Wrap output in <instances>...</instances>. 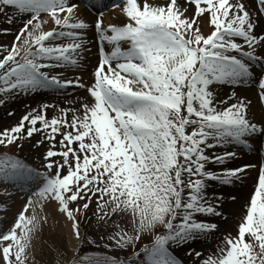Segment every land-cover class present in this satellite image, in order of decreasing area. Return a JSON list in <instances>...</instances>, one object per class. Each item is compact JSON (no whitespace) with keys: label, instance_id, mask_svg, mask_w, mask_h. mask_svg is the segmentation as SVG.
<instances>
[{"label":"snow or ice","instance_id":"snow-or-ice-1","mask_svg":"<svg viewBox=\"0 0 264 264\" xmlns=\"http://www.w3.org/2000/svg\"><path fill=\"white\" fill-rule=\"evenodd\" d=\"M185 4L194 15L179 0H118L114 7L126 17L120 26H104L100 12L99 59L86 84L64 75L82 69L91 51V25L78 3L0 0V16L20 24L11 45H0V105L69 86L87 93L79 107H61L49 118L57 105L42 103L0 130V188L26 194L13 224L0 228V264H37L30 253L48 224L49 205L54 223L59 217L68 229L53 241L56 264L68 257L64 239L75 241L66 264H185L177 250L193 264H264V164L236 235L222 236L206 256L188 251L219 230L208 217L224 216V198L210 196V188L233 185L257 167L210 166L237 158L232 145L264 156V144L254 147L264 123L249 118L251 101L235 91L255 82L264 102V0ZM224 86L233 91L219 99ZM26 144L47 145L39 169L18 155ZM90 246L104 251H85Z\"/></svg>","mask_w":264,"mask_h":264},{"label":"bare ground","instance_id":"bare-ground-1","mask_svg":"<svg viewBox=\"0 0 264 264\" xmlns=\"http://www.w3.org/2000/svg\"><path fill=\"white\" fill-rule=\"evenodd\" d=\"M76 2V0H74ZM118 0H101L99 6H95L94 2L91 1L90 4L80 9V16L86 22H88L91 27L87 30V39L90 41L88 47L91 48L90 52L85 53L86 59L83 61L85 64H82V69L80 70H69L65 71L64 75L67 79L74 80L76 76L82 77V82L89 84L92 80L90 75V68L93 65L98 64V52H99V44H98V37L95 32V21L98 18L99 13L103 8H107L109 6H114ZM158 3H164V0H157ZM246 4H250V0H244ZM179 3L188 7V13L186 15H194V6L190 4H185V0H179ZM113 15H117L120 11V8L116 7L114 9ZM118 11V12H117ZM124 18H126L123 15ZM104 22H110L109 16H104ZM119 22L116 24L118 25ZM122 24V23H120ZM20 24L14 23L13 25H8L5 22V19L0 16V29L3 28H10V34H2L0 33V45H11L14 34L19 29ZM49 28L52 25L48 26ZM205 33H207L208 26L206 23L201 26ZM259 31V29H258ZM82 62V63H83ZM52 73L57 74L58 72L64 71L62 69H54L51 70ZM78 89V87L69 86L66 89L59 90V91H44L39 94L33 95H21L15 99H9L6 104L0 105V130L4 128H8L14 126L18 123L20 118L25 115L31 108H36L42 103H51L57 105L56 109H49L48 110V117L59 115L58 109L63 108H71L75 107L77 100L83 99L82 94L72 93L74 90ZM233 89L224 86L218 89V98L219 99H226L228 96L231 95ZM236 95L239 98L244 99L246 102L251 101V105L249 107V118L252 119L254 122L257 123H264V102H262L259 98V89L256 86V83L253 82L249 85H246L245 88H236ZM65 93L71 94L66 95ZM85 93V89L84 92ZM76 97V99H72ZM9 112L13 113V115H9ZM69 114V118H70ZM39 135L34 136L33 142L36 139H40ZM264 144V142H262ZM47 145L42 146L39 150L29 151L26 150L21 151L18 153L20 158L24 159L27 163L33 165L37 160L42 159V154L45 151ZM240 147V149H238ZM257 147V145H254ZM229 151H235L237 153V158L229 160L225 165H215L210 166L213 170L221 171L223 168H239L240 166H245L247 164H254L256 168H246L245 172L242 174V180L239 182L234 183L230 186H220L215 185L214 187L210 188L209 194L210 196L214 193L215 195L223 196V201L221 203V207L218 209L222 211L224 216L220 217H208L211 222H215L218 227L220 225H231L230 220L234 219L236 216H242L243 210L246 209L248 200L254 191V186L258 181V170L259 167L264 164V156H262L258 151H248L247 149L243 148L242 146L232 145ZM210 151H214L217 153L222 152L221 149H213ZM40 161V160H39ZM214 183V182H213ZM236 197L233 201L231 197ZM26 202V194L15 187H9L7 192L4 191L3 188H0V228L7 230L10 225L13 224L14 219L18 216L19 212L23 209V206ZM45 212L49 214V221L48 224L44 225L42 232L35 238V248L30 255L34 256L37 264H56L57 256L55 251L52 250L54 247L53 241L59 242L62 236H66L68 229L64 227L63 219L56 217L60 222L59 224H55L52 218V206L49 205L45 208ZM26 215H31V209H29ZM228 218L227 221L223 220V218ZM243 217V216H242ZM241 217V218H242ZM231 218V219H230ZM219 219V220H217ZM234 222V220L232 221ZM217 231L215 232V234ZM64 246L71 250V248L75 245V241H69L68 239H64L63 241ZM202 240L198 239L197 243H193L191 249L194 246L199 248L198 250L205 255V252L201 250ZM204 244V243H203ZM178 258L184 260L185 264H193L194 257H190L186 254V251L177 250ZM68 257H60L61 264H66V260L70 258Z\"/></svg>","mask_w":264,"mask_h":264},{"label":"rangeland","instance_id":"rangeland-1","mask_svg":"<svg viewBox=\"0 0 264 264\" xmlns=\"http://www.w3.org/2000/svg\"><path fill=\"white\" fill-rule=\"evenodd\" d=\"M242 2H244V0H242ZM109 20H110V22H108L107 24H109V23H111V24H117L118 22L119 23H124L125 21V19H123V17H121V14H117V15H111V16H109ZM115 21V22H114ZM204 23H206V21L204 20V19H199V24H200V26H203V24ZM119 25V24H118ZM208 30H209V28H208ZM90 77L92 76L91 74L89 75ZM82 94V93H81ZM86 96V94L84 95H82V97H83V99H84V97ZM83 99H79V100H77L78 102H82L83 101ZM75 107H79V103H77V105L75 106ZM52 117V116H51ZM51 117H49V118H51ZM57 139H59V137H57ZM58 147V146H57ZM26 150H29V151H31V150H33V152H36L34 149H31L30 147H29V145L28 144H26L25 145V148H24V153H25V151ZM20 153V152H19ZM40 160V161H39ZM39 160H37L35 163H34V165H35V167L36 168H40V165H41V163H42V159H39ZM33 166V165H32ZM34 167V166H33ZM42 170V169H41ZM244 214H245V210H243V212H242V216H244ZM241 216V217H242ZM240 217V219H239V216H236L233 220H234V222H232L233 220L231 219L230 220V224L231 225H229V224H227V225H220L219 227H218V231H217V233L215 234V233H213L212 235H209L207 238H204V237H201L199 240H202V244L200 245L201 246V250H203V252H205V255L204 256H206L207 254H209L210 252H212V251H214L215 250V247H216V244L219 242V239L222 237V236H224V235H226V234H229V233H231L233 236L234 235H236V233H237V229H238V224L240 223V221H241V218ZM220 218H222V217H220ZM227 219L228 218H223V220H225V221H227ZM217 220H219V219H217ZM88 235H89V237L90 238H97V233L95 232V230L94 229H89L88 230ZM145 242H147V240H145ZM198 242V240L196 241V242H194V243H197ZM204 243V244H203ZM75 244V243H74ZM75 246V245H74ZM73 246V247H74ZM199 248H197V246H194L192 249H191V251L192 250H198ZM85 251H93V252H100V251H104L103 249H96L95 248V246H90L88 249H85ZM71 250L68 252V255H70L71 256ZM121 255H124V253H121Z\"/></svg>","mask_w":264,"mask_h":264}]
</instances>
